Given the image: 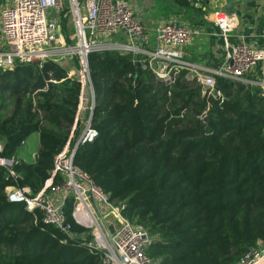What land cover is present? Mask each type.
Listing matches in <instances>:
<instances>
[{
  "label": "trees",
  "instance_id": "obj_1",
  "mask_svg": "<svg viewBox=\"0 0 264 264\" xmlns=\"http://www.w3.org/2000/svg\"><path fill=\"white\" fill-rule=\"evenodd\" d=\"M171 1L202 15L191 0ZM140 59L119 50L88 54L98 136L78 147L75 163L159 237L147 254L160 264H236L264 244L263 88L216 76L209 95L186 71L165 84ZM80 93L59 61L0 69L1 156L19 155L35 133L40 142L33 162L15 166L17 181L0 165V264H103L102 253L7 195L11 185L42 189L71 137ZM64 211L75 234L89 231L73 217L72 196Z\"/></svg>",
  "mask_w": 264,
  "mask_h": 264
},
{
  "label": "built area",
  "instance_id": "obj_2",
  "mask_svg": "<svg viewBox=\"0 0 264 264\" xmlns=\"http://www.w3.org/2000/svg\"><path fill=\"white\" fill-rule=\"evenodd\" d=\"M67 1L78 34L76 44H69L64 32L63 18L68 15L65 0H13L0 6V69H13L17 63H43L52 59L67 67L69 78L81 82L80 103L71 137L55 157L50 177L35 194L29 187L8 186V198L11 202H24L30 212L40 211L44 223L61 228L71 239H79L81 245L102 253L103 264H160L147 254L159 237L126 217L122 212L124 203L111 201L109 195L75 163L78 147L98 136L92 126L95 95L93 88L88 87V81H91L88 54L123 49L141 55L143 67L150 68L165 84L174 82L181 71H186V79L200 83L209 95L215 94L216 76H222L260 85L264 96V80L247 79L249 73L264 63V46H254L245 41L244 35L236 33L239 25L236 13H229L225 8L217 10L214 27L225 38L227 50L218 67H209L186 58V47L204 33L198 26L163 22L155 28L150 41L146 26L126 0ZM119 32L124 33L126 41H111V37ZM65 55L78 57L80 77L75 76L74 66L58 59ZM87 95L89 99L86 100ZM78 122L81 130L76 135ZM2 151L0 143V165L17 181L19 174L15 166L23 159L19 155L1 156ZM36 156L37 153L35 159ZM58 174L62 180L56 184L54 179ZM71 196L74 198L75 221L89 231L73 232V225L64 211ZM89 236H92L91 240ZM262 260L264 244L261 242L236 264H259Z\"/></svg>",
  "mask_w": 264,
  "mask_h": 264
},
{
  "label": "crops",
  "instance_id": "obj_3",
  "mask_svg": "<svg viewBox=\"0 0 264 264\" xmlns=\"http://www.w3.org/2000/svg\"><path fill=\"white\" fill-rule=\"evenodd\" d=\"M9 1L13 0H0V6ZM66 1L67 0H65V5ZM126 1L131 4L139 20L146 26L150 35V41L153 39L155 28L163 22L173 21L181 25L200 27L204 33L190 46H187L185 50L186 58L195 63L209 67H218L222 63L227 50V48H225V38L220 34L219 30L214 27L213 21L217 10L226 9V5L230 1H234V13L237 14L239 20L236 33L244 35L245 41L254 46H264V0H194L195 7L201 8L202 11V15L192 14V16L199 17V22L196 23H191V21H189L190 19L188 20V16L191 17V15L184 12L183 9L178 7L171 0H169L171 3L168 2L169 5L165 4L162 0ZM159 5L162 9H166L169 14L165 15L166 11L161 15L155 12L156 7ZM167 8L169 10H167ZM66 17H68V15ZM110 40L114 42L126 41V37L124 33L119 32L111 37ZM230 40L234 41V38ZM153 41L151 43H153ZM141 46L143 48H148V45L141 44ZM247 77V79L253 81L264 80V63L256 67ZM24 145H26V142ZM19 156L21 157V154H19Z\"/></svg>",
  "mask_w": 264,
  "mask_h": 264
},
{
  "label": "rangeland",
  "instance_id": "obj_4",
  "mask_svg": "<svg viewBox=\"0 0 264 264\" xmlns=\"http://www.w3.org/2000/svg\"><path fill=\"white\" fill-rule=\"evenodd\" d=\"M164 1L165 4L169 5V3H171L169 0H162ZM173 5V4H172ZM66 7L68 9V17H64L63 18V23L66 24L67 26V31H68V35H69V38L71 39V41L76 44L78 43V34H77V30L74 26V21H73V16L69 10V4L68 2L66 1ZM169 8V7H168ZM167 8V10H169ZM184 10V9H183ZM164 11H166V9H162L160 7V5L158 7H156L155 9V12H157L158 14H162ZM171 11V10H170ZM169 11V12H170ZM174 11V10H172ZM184 12H187L191 15L188 16V20L191 21V23H196V22H199V17L198 16H192V14L190 13V11H187V10H184ZM169 14L167 11L165 13V15ZM196 15V14H194ZM119 50V49H117ZM119 51H123V52H127V51H124L123 49H120ZM59 60L61 59H64L65 61V64H70L71 66H74L75 68V72H76V75L75 76H78L80 77L82 71H81V65L77 62H76V59L75 57H71V56H61L58 58ZM89 99V95L86 96V100ZM39 147H40V142H39V137H38V134H33L26 142V145H24L22 148H21V151H20V154H21V157L24 161H27V162H33L34 161V154H36V152H38L39 150Z\"/></svg>",
  "mask_w": 264,
  "mask_h": 264
},
{
  "label": "water",
  "instance_id": "obj_5",
  "mask_svg": "<svg viewBox=\"0 0 264 264\" xmlns=\"http://www.w3.org/2000/svg\"><path fill=\"white\" fill-rule=\"evenodd\" d=\"M233 5H234V1H230V2L226 5V11L229 12V13H233V12L235 11ZM177 24H179V23H177ZM136 65L139 66V63L137 62ZM90 78H91V77H90ZM88 87L93 88V85H92V82H91V81H90V82L88 81ZM63 226H64V225H63Z\"/></svg>",
  "mask_w": 264,
  "mask_h": 264
},
{
  "label": "bare ground",
  "instance_id": "obj_6",
  "mask_svg": "<svg viewBox=\"0 0 264 264\" xmlns=\"http://www.w3.org/2000/svg\"><path fill=\"white\" fill-rule=\"evenodd\" d=\"M259 264H264V260L260 261V263H259Z\"/></svg>",
  "mask_w": 264,
  "mask_h": 264
}]
</instances>
